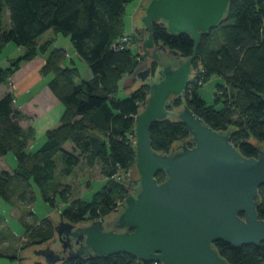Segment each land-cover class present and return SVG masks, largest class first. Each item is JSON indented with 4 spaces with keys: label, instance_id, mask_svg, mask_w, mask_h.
<instances>
[{
    "label": "trees",
    "instance_id": "1",
    "mask_svg": "<svg viewBox=\"0 0 264 264\" xmlns=\"http://www.w3.org/2000/svg\"><path fill=\"white\" fill-rule=\"evenodd\" d=\"M134 1L0 0V50L9 43L24 49V54L8 67L0 66V86L7 84L22 64L45 55L40 73L51 76L48 89L63 106L58 125L46 132L37 150L29 152L34 129L23 126L27 118L13 106L11 93L0 98V158L13 153L16 159L12 171L0 172V199L6 203L17 200L25 206L33 204L36 198L31 187L35 185L51 209L57 207V200L65 205L61 211L65 221L85 224L112 215L118 197L124 200L130 193L124 175L135 168L134 117L146 104L149 89L142 84L127 97L118 96L123 79L133 73L141 54L133 51V33L129 34V48L115 50L112 46L127 34L126 7ZM6 11L9 27L3 24ZM48 31L70 38L75 53L89 69L88 78L76 82L81 78L80 70L71 60L70 66L62 65L64 51L51 49L53 40L39 42ZM152 34L155 44L177 51L180 58L191 56L194 43L189 36L170 37L166 28L157 24ZM193 67L201 84L194 83L183 98L174 100V108L186 104L212 129L232 132L231 142L242 156L256 157V147L264 146V0H230L225 20L201 36ZM212 77L221 81L215 84L213 99L207 102L199 91ZM188 139L186 127L176 117L157 121L150 129L151 146L158 153H169L176 143ZM58 154L63 164L59 176H70L84 162L88 167L99 166L109 181L90 200L72 198L71 188L57 181ZM156 179L162 183L165 175L157 173ZM258 194L257 214L264 220V185ZM41 221L36 229L30 228L33 233L27 247L52 240V219ZM213 246L228 264L264 262V243L234 248L216 242ZM58 264L159 263L117 254L66 259Z\"/></svg>",
    "mask_w": 264,
    "mask_h": 264
},
{
    "label": "water",
    "instance_id": "2",
    "mask_svg": "<svg viewBox=\"0 0 264 264\" xmlns=\"http://www.w3.org/2000/svg\"><path fill=\"white\" fill-rule=\"evenodd\" d=\"M229 1L148 0L143 6L134 29L147 31L142 60L155 67L139 65L133 73V81L147 85L149 95L134 117L130 193L112 215L89 223L73 224L60 213L52 240L24 249V263L126 254L144 263L228 264L214 248L216 242L234 248L264 243V220L257 214L264 146L256 147V157L246 158L231 142L232 132L212 129L186 104L173 106L196 74L193 62L201 36L225 20ZM154 24L165 27L170 37L189 36L191 56L183 59L155 44ZM170 116L186 127L189 139L169 153H158L152 149L150 129ZM160 172L162 183L156 179Z\"/></svg>",
    "mask_w": 264,
    "mask_h": 264
},
{
    "label": "rangeland",
    "instance_id": "3",
    "mask_svg": "<svg viewBox=\"0 0 264 264\" xmlns=\"http://www.w3.org/2000/svg\"><path fill=\"white\" fill-rule=\"evenodd\" d=\"M145 2H147V0H145ZM133 12V8L132 5H129L126 7V15L124 17L125 22L128 24V22H130V24L132 23V17L131 14ZM138 20H136L137 22ZM3 24L6 25V17L4 16L3 18ZM128 28V27H127ZM128 30H131L130 28H128ZM49 35H54L53 31H49L48 32ZM132 34V33H131ZM134 35V53H139L141 54L140 58L138 59V65H150V60H147V62L144 63V61L142 60V51H141V45L143 43V41L147 38V31L144 28H138L136 31H134L133 33ZM48 36V35H47ZM46 35H42L39 39L41 41H46L48 40ZM58 41H57V46L62 47L65 49L64 53L67 54L64 56V62L62 63V65H66V66H70L71 65V55L74 54V48L73 45L70 41V38L68 36H64L62 34H58L57 35ZM41 43V42H40ZM43 43V42H42ZM56 45H52L51 49H54L56 47ZM19 51V50H17ZM14 55L15 58H18V54ZM38 57H45V55H39ZM39 58H36V60H38ZM71 60V61H70ZM76 59L73 57V61L75 62L74 64L76 65ZM142 61V62H141ZM31 62V61H30ZM24 63L22 65H28V63ZM32 65V63H30ZM79 68L80 65H77ZM136 67V68H137ZM135 68V70H136ZM83 70V69H82ZM134 70V71H135ZM133 71V73H134ZM131 74L129 76H126L121 84V88H120V92H119V97L120 98H125L128 96V94L139 88L140 85H142V83L137 79L135 82L133 81L134 78V74ZM84 74L82 73L81 78L77 79L76 82H81V80L84 78L83 77ZM38 77H42V79L40 81H38L34 88L32 89V94L33 93H38L39 95L42 96V98L44 100L49 98V95H51L52 93L50 92V90L48 89L47 86V80H49V78L51 76L48 77H44L42 76V74H38ZM221 79H219L218 77H212L205 85L202 86L201 90H200V95L205 99V101L207 102H211V100L213 99V92L215 90V84L217 82H220ZM27 97V96H26ZM25 99L22 98L21 101L19 102H23V100ZM56 99V98H55ZM35 103V101H34ZM34 103L32 102V104H30L31 106H34ZM48 105L49 102L47 101ZM59 103V102H58ZM15 107V105H13ZM63 106L61 104H50V107L45 109V113L43 112L42 108L39 109L38 114L36 116H33L31 118H28L26 120V124L33 128L32 126H30V124L33 125V123H36V128L34 129V138L33 140L30 142V146L28 148L29 152L35 151L37 150L42 143L45 140V135L46 132L49 130V128H51L52 126H54L55 123L59 122V114H60V108H62ZM177 111V110H176ZM47 112V113H46ZM44 113V114H43ZM43 114V115H42ZM34 126V125H33ZM51 126V127H50ZM182 143H176L175 146L177 145H181ZM174 146V147H175ZM67 148H71V146H69V144L67 145ZM8 158L5 159L6 163L9 164L8 166H12V163L14 162L15 156L13 153H9L8 154ZM16 160V159H15ZM56 161V168H57V174L59 176L60 171L62 169V159L61 156L58 154L55 158ZM132 169L126 173L124 175V184H127L128 182V178L130 176ZM116 179L119 180L118 176H116ZM57 181L59 183H61L62 185L65 186H69L71 188V196L72 198H80L83 200H90L93 196V194L97 191H99L101 188H103L107 182L109 181L108 179H106L101 171H100V167L99 166H94V167H88L85 165L84 162H81V164L74 170V172L67 177H61L59 176ZM31 191L35 194V205L33 207V211L35 212L36 216L40 219H34L30 217V213L26 210H22L21 212V216H20V221L22 222V224L24 225L25 228V233L24 235H22L19 239H18V243H17V248L20 250V255H22V251L24 249L27 248V246H29V242H30V237L31 234L33 233V230L31 231V229H36L38 226H40L43 221H41L42 219H44L45 217H50L52 219L53 224L55 225L57 222H59L60 220V213L62 211V209L65 207V205H63L62 203L58 201L57 207L55 209H51L41 198V194L39 189L37 188V186L32 185L31 187ZM122 200L121 198L118 197L117 199V204L122 202L120 201ZM1 203H4L3 200L0 199V205ZM15 204H19V201L14 200ZM23 205L20 204V207H22ZM46 215H50V216H46ZM8 217L7 214H5L1 209H0V217Z\"/></svg>",
    "mask_w": 264,
    "mask_h": 264
},
{
    "label": "crops",
    "instance_id": "4",
    "mask_svg": "<svg viewBox=\"0 0 264 264\" xmlns=\"http://www.w3.org/2000/svg\"><path fill=\"white\" fill-rule=\"evenodd\" d=\"M145 0H135L133 3L129 4L132 5L133 12L131 14L132 17V23L128 22V24L124 20L125 24V30L127 34L134 33L137 29H134V21L138 20L141 13H142V8L145 5ZM128 5V6H129ZM126 15V14H125ZM4 16L6 17V23L7 26L9 27V17H8V12L6 11ZM131 30H128V28ZM49 32V31H48ZM46 32L44 35H48L47 38L48 40H53L52 45H56L58 38L57 35H49V33ZM46 40V41H48ZM40 42H45L41 41ZM55 49H61L64 50V48L59 47L56 45ZM18 54V58L24 54V49L22 47H17L12 43H9L5 45L1 50H0V66L3 68H6L9 66L10 62L15 58L14 55ZM66 52V51H65ZM67 55V54H66ZM71 60L73 61V57L76 59V67L80 70V76L82 73L84 74V78H88L90 76L89 69L87 65L77 56V54L74 51V54L70 56ZM36 58H39L36 60ZM34 60H32L28 65H22L20 70L16 72L9 80V82L5 85L0 86V98L5 94V93H11L12 96L14 97V103L15 108L20 110L26 118H31L33 116H36L38 114L39 109L42 108L43 112L45 113V109L50 107V104H60L58 103V100L55 99V97L51 94L49 95V98L44 100L41 95L38 93H33L32 94V89L34 88L35 84L42 79V77H38V74H40V68L44 62L45 57H36ZM73 63H75L73 61ZM77 65H80L81 68H79ZM83 69V70H82ZM43 76V75H42ZM45 76H43L44 78ZM48 82V80L46 81ZM206 84V83H205ZM204 84V85H205ZM201 90V89H200ZM200 93V91H199ZM214 93V92H213ZM27 96V97H26ZM25 99L23 102H19L22 100V98ZM202 97V96H201ZM203 98V97H202ZM204 99V98H203ZM205 100V99H204ZM35 101V103H34ZM49 102V105L47 103ZM34 103V106L30 107V104ZM63 112V107L60 108V114L59 118ZM43 113V114H44ZM47 113V112H46ZM42 114V115H43ZM26 119V120H27ZM26 120L23 122L24 127H29L26 124ZM59 121V120H58ZM36 123L30 124L34 129L36 128ZM58 125V122L54 124V126H50L52 129ZM31 145V144H30ZM29 145V146H30ZM9 155H6L5 157L0 158V172L1 171H12L15 166H16V160L14 159V162L12 163V166H8L9 164L6 163L5 159L8 158ZM35 195V194H34ZM36 198V197H35ZM2 200V199H1ZM35 203V202H34ZM31 204L28 206H25L21 203L19 204H10L6 203H1L0 209L7 214V218L1 216L0 217V264H26L22 260L20 255V250L17 248V243L18 239L24 235L25 233V228L22 222L20 221V216L22 210H26L30 213V217L34 219H40L36 216L35 212L33 211V207L35 204ZM20 204L23 205L20 207ZM34 214V215H33ZM50 216V215H46Z\"/></svg>",
    "mask_w": 264,
    "mask_h": 264
},
{
    "label": "built area",
    "instance_id": "5",
    "mask_svg": "<svg viewBox=\"0 0 264 264\" xmlns=\"http://www.w3.org/2000/svg\"><path fill=\"white\" fill-rule=\"evenodd\" d=\"M131 35L129 34H125L124 36H122L116 43L113 44L112 48H114L115 50H124L126 48H129L131 45ZM196 74L192 75L190 78V82L188 85V88L190 89L192 87V85L194 83H199L201 84L200 81H198L196 78ZM187 88V89H188ZM122 202L118 203L116 208H118V206L121 204Z\"/></svg>",
    "mask_w": 264,
    "mask_h": 264
},
{
    "label": "flooded vegetation",
    "instance_id": "6",
    "mask_svg": "<svg viewBox=\"0 0 264 264\" xmlns=\"http://www.w3.org/2000/svg\"><path fill=\"white\" fill-rule=\"evenodd\" d=\"M142 62V61H141ZM150 65H152V62L150 61ZM152 67H153V65H152ZM175 148V147H174Z\"/></svg>",
    "mask_w": 264,
    "mask_h": 264
}]
</instances>
